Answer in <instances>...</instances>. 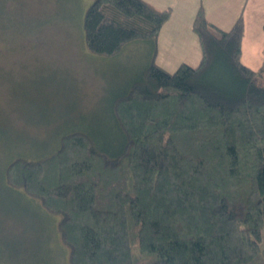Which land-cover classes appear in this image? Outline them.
<instances>
[{
    "label": "trees",
    "instance_id": "trees-1",
    "mask_svg": "<svg viewBox=\"0 0 264 264\" xmlns=\"http://www.w3.org/2000/svg\"><path fill=\"white\" fill-rule=\"evenodd\" d=\"M170 14L145 0H92L89 51L148 47L112 100L116 144L76 129L44 158L5 166L8 185L59 216L68 264H264V49L258 69L245 65L242 15L223 30L199 5L200 61L167 71L154 57Z\"/></svg>",
    "mask_w": 264,
    "mask_h": 264
},
{
    "label": "rangeland",
    "instance_id": "rangeland-1",
    "mask_svg": "<svg viewBox=\"0 0 264 264\" xmlns=\"http://www.w3.org/2000/svg\"><path fill=\"white\" fill-rule=\"evenodd\" d=\"M91 1L0 0V264H68L59 216L8 185L5 166L16 157L44 158L76 129L105 147L116 144L112 100L147 63L148 47L139 42L113 56L86 48L82 23Z\"/></svg>",
    "mask_w": 264,
    "mask_h": 264
},
{
    "label": "crops",
    "instance_id": "crops-1",
    "mask_svg": "<svg viewBox=\"0 0 264 264\" xmlns=\"http://www.w3.org/2000/svg\"><path fill=\"white\" fill-rule=\"evenodd\" d=\"M145 1L158 9L171 8L169 18L157 34L154 57V62L165 70L172 72L181 63L191 66L199 63L201 49L191 28L199 5H202L207 20L223 30L229 29L235 19L242 15L244 32L241 40V61L252 69L260 67L264 49V0Z\"/></svg>",
    "mask_w": 264,
    "mask_h": 264
}]
</instances>
